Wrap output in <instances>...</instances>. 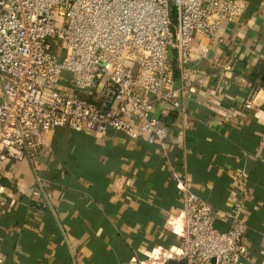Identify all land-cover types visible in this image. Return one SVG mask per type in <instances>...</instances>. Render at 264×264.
Returning a JSON list of instances; mask_svg holds the SVG:
<instances>
[{"label":"crops","instance_id":"0c3cea01","mask_svg":"<svg viewBox=\"0 0 264 264\" xmlns=\"http://www.w3.org/2000/svg\"><path fill=\"white\" fill-rule=\"evenodd\" d=\"M237 1L241 17L224 23L213 41L196 38L193 67L216 75L186 93L184 112L157 110L165 141L62 127L31 158L4 164L3 264H168L184 208L171 170L215 209L243 200L248 249L238 264H264V85L255 75L264 65V0ZM206 49L224 68L203 58ZM68 80L62 85L70 89ZM159 252L163 260L149 263Z\"/></svg>","mask_w":264,"mask_h":264},{"label":"built area","instance_id":"2783aa9c","mask_svg":"<svg viewBox=\"0 0 264 264\" xmlns=\"http://www.w3.org/2000/svg\"><path fill=\"white\" fill-rule=\"evenodd\" d=\"M244 11L237 0H0V180L7 161L48 147L57 128L165 141L157 110L184 112L186 93L216 75L193 67L196 38L213 41ZM203 58L224 68L210 49ZM171 177L184 208L175 223L178 249L167 258L238 264L248 249L243 200L215 209L189 192L177 171ZM217 221L228 229L215 228ZM151 254L149 263L163 260L162 252Z\"/></svg>","mask_w":264,"mask_h":264},{"label":"trees","instance_id":"16d2710c","mask_svg":"<svg viewBox=\"0 0 264 264\" xmlns=\"http://www.w3.org/2000/svg\"><path fill=\"white\" fill-rule=\"evenodd\" d=\"M255 75L257 76L258 79L261 80V83L264 85V65L257 67ZM168 264H185V262L184 261L170 260L168 262Z\"/></svg>","mask_w":264,"mask_h":264},{"label":"water","instance_id":"95a60500","mask_svg":"<svg viewBox=\"0 0 264 264\" xmlns=\"http://www.w3.org/2000/svg\"><path fill=\"white\" fill-rule=\"evenodd\" d=\"M215 226H216V227H221L222 229H225V230L228 229L227 226H225L224 224H222V223H220V222H218V221L215 223Z\"/></svg>","mask_w":264,"mask_h":264},{"label":"rangeland","instance_id":"374dc122","mask_svg":"<svg viewBox=\"0 0 264 264\" xmlns=\"http://www.w3.org/2000/svg\"><path fill=\"white\" fill-rule=\"evenodd\" d=\"M60 23H61V19H58L57 20L58 27L60 26ZM64 77H69L70 78V75L69 74H64ZM215 228L220 229V230L222 229L221 227H216V226H215Z\"/></svg>","mask_w":264,"mask_h":264}]
</instances>
